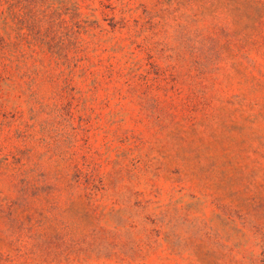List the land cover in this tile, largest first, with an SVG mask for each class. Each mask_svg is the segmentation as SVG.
Returning a JSON list of instances; mask_svg holds the SVG:
<instances>
[{
  "label": "rangeland",
  "instance_id": "rangeland-1",
  "mask_svg": "<svg viewBox=\"0 0 264 264\" xmlns=\"http://www.w3.org/2000/svg\"><path fill=\"white\" fill-rule=\"evenodd\" d=\"M0 264H264V0H0Z\"/></svg>",
  "mask_w": 264,
  "mask_h": 264
}]
</instances>
